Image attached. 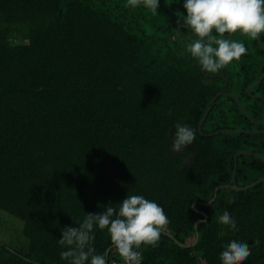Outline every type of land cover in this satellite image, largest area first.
<instances>
[{"label":"trees","instance_id":"16d2710c","mask_svg":"<svg viewBox=\"0 0 264 264\" xmlns=\"http://www.w3.org/2000/svg\"><path fill=\"white\" fill-rule=\"evenodd\" d=\"M183 13V0H160L156 14L127 0H0V213L27 240H0V264H66L61 229L127 194L170 219L142 264H223L233 235L252 247L242 264H264V181L231 187L234 171L239 187L264 178V33L204 73ZM177 122L197 130L180 153L169 148ZM225 207L237 226L218 222ZM95 247L123 261L107 230Z\"/></svg>","mask_w":264,"mask_h":264},{"label":"clouds","instance_id":"9594fccd","mask_svg":"<svg viewBox=\"0 0 264 264\" xmlns=\"http://www.w3.org/2000/svg\"><path fill=\"white\" fill-rule=\"evenodd\" d=\"M127 4L156 14L160 0H127ZM183 8L186 15H179L177 23L182 22L195 35L187 44V52L204 73H218L248 52L245 42L232 39V34L258 40L264 33V0H183ZM196 136L194 127L177 122L170 151L183 152ZM115 204L118 206L108 204L99 213L86 212L82 221H74L75 226L61 229L58 243L64 250L60 257L66 264H108L106 254L95 247L97 229L107 230L124 264H142V246H159L161 235L170 224L161 204L140 194H127ZM218 222L235 227L239 218L225 207ZM254 243L259 244V239ZM220 255L223 264H242L252 255V247L249 241L233 235L224 241Z\"/></svg>","mask_w":264,"mask_h":264},{"label":"rangeland","instance_id":"374dc122","mask_svg":"<svg viewBox=\"0 0 264 264\" xmlns=\"http://www.w3.org/2000/svg\"><path fill=\"white\" fill-rule=\"evenodd\" d=\"M174 1V0H172ZM186 15V13H184ZM175 19H178L177 17H174ZM232 39H237V40H243L246 45L249 47H254L251 45V38L247 36L240 35L239 33H236L231 36ZM27 42V35H25L23 32L19 34L18 41L15 43H25ZM181 43V42H180ZM184 44V43H182ZM254 51V49L252 50ZM22 222L16 219H11L6 215H3L0 213V240H3L7 243H12L11 242V236L14 234L15 240L18 243L20 240V244H27V240L23 237L21 233V227H22Z\"/></svg>","mask_w":264,"mask_h":264},{"label":"water","instance_id":"95a60500","mask_svg":"<svg viewBox=\"0 0 264 264\" xmlns=\"http://www.w3.org/2000/svg\"><path fill=\"white\" fill-rule=\"evenodd\" d=\"M263 78H264V75L262 76L261 79H263ZM221 95H223V92H219V93L214 97V99H213V103H212L211 107L209 108V110L206 112V114L204 115V117L202 118V120H201L200 123H199V130H201V127H202L203 122L207 119L209 112L213 109V107H214V105H215L217 99H218ZM239 155H241V153L238 154V155H236L235 158H237ZM235 177H236V171H234V173H233V184H232L231 187H232L233 189L237 190V191L249 189V188L253 187L256 183H259V182L264 181V178H260L258 181L253 182L252 184H249L248 186H245V187H239V186L236 184ZM214 200H215V198H213V199L211 200V202L207 203L206 205H207V206H210V205L214 202ZM193 209H195L194 206H193ZM203 214H204V216H205V219H204V220H198V221L195 222V229H196V232H197V237H196V240H195L194 244L198 241V238H199V233H198V225H199V223H201L202 221L205 222V221H207V219H208V216H207L205 213H203ZM168 235H169L170 237H172L171 234H168ZM108 256H109V252H107V258H108Z\"/></svg>","mask_w":264,"mask_h":264},{"label":"built area","instance_id":"2783aa9c","mask_svg":"<svg viewBox=\"0 0 264 264\" xmlns=\"http://www.w3.org/2000/svg\"><path fill=\"white\" fill-rule=\"evenodd\" d=\"M112 264H124V261H122V262H117V261H114Z\"/></svg>","mask_w":264,"mask_h":264}]
</instances>
